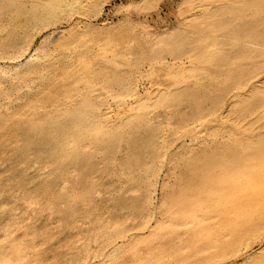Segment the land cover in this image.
Segmentation results:
<instances>
[{
  "label": "bare ground",
  "instance_id": "1",
  "mask_svg": "<svg viewBox=\"0 0 264 264\" xmlns=\"http://www.w3.org/2000/svg\"><path fill=\"white\" fill-rule=\"evenodd\" d=\"M109 1L0 0V264H264V0Z\"/></svg>",
  "mask_w": 264,
  "mask_h": 264
},
{
  "label": "rangeland",
  "instance_id": "2",
  "mask_svg": "<svg viewBox=\"0 0 264 264\" xmlns=\"http://www.w3.org/2000/svg\"><path fill=\"white\" fill-rule=\"evenodd\" d=\"M132 1H134V0H110L107 3V5L103 8L102 13L97 16L98 18L96 17L97 18L96 22L98 24H101L103 21L106 23L107 22L108 23L109 22L115 23L116 21H119L120 19H122L121 16L123 15V13L121 14L117 10L119 9V7L125 5L129 2H132ZM178 1L179 0H163L160 3L158 9L150 11L149 15H147V20L153 26L152 27L153 30H161L164 27H169V26L176 23V14H177L176 5H177ZM130 16L131 17L133 16V18L136 17V15L134 13L130 14ZM2 22H4V19L2 20ZM50 29H52V30H50ZM57 30L58 29H54L52 27H47V29L46 28L42 29V31H39L40 33H37L36 37H34L35 40L33 42V46L38 45L39 42H41V40H43L45 38V36H47L49 34H50V36L55 35V36H53V38H50V40L54 39L58 35V32H59V30H58V32H57ZM52 31H53V33H52ZM110 196H111V194H109V195L106 194L104 196V198L109 199ZM126 196H128V194ZM110 204H111V202L108 200L107 205H110ZM259 246H260V243H258V242L253 243L250 247V251H254ZM230 262H232V259H227L224 262H222L221 264H229Z\"/></svg>",
  "mask_w": 264,
  "mask_h": 264
}]
</instances>
